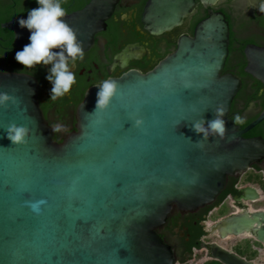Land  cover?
Returning <instances> with one entry per match:
<instances>
[{
    "label": "water",
    "instance_id": "1",
    "mask_svg": "<svg viewBox=\"0 0 264 264\" xmlns=\"http://www.w3.org/2000/svg\"><path fill=\"white\" fill-rule=\"evenodd\" d=\"M195 1L146 0L142 29L153 37L171 31ZM116 2L89 0L62 18L84 53L105 30ZM26 16L4 25L19 50L28 43V30L18 25ZM228 35L224 16L209 13L192 37L181 36L175 50L148 72L129 70L108 79L116 89L106 107L93 112L97 87L88 88L76 108L74 130L60 142L39 108L37 82L0 73V93L10 97L0 106V264H176L157 233L168 217L174 210L192 213L211 205L228 177L264 158V141L244 138L264 121V101L243 129L229 117L241 81L221 75ZM142 53L138 45L125 47L109 73ZM244 57V73L264 90V48L246 47ZM217 107L224 109V137L201 140L192 122H207ZM9 124L28 129L22 143L5 138ZM215 234L264 245V212L220 219L209 228ZM204 248L207 261L253 264L215 244Z\"/></svg>",
    "mask_w": 264,
    "mask_h": 264
},
{
    "label": "flooded vegetation",
    "instance_id": "2",
    "mask_svg": "<svg viewBox=\"0 0 264 264\" xmlns=\"http://www.w3.org/2000/svg\"><path fill=\"white\" fill-rule=\"evenodd\" d=\"M116 1L112 16L106 22L105 30L95 35L94 44L84 53L83 59L77 60L75 65L71 66L75 74V83L68 93L53 101L49 99L51 85L44 79L47 66L38 65L32 69L21 70L23 66L14 60V54L19 49L13 45V34L4 28V25L11 20L25 16L29 9L37 7L36 0H0V54L6 53L0 57V73L24 74L37 82L38 105L45 121L51 128L54 125H59L61 128L53 132V139L60 142L74 130L75 111L88 88L102 80L118 78L129 70L148 72L175 50L181 36L192 37L195 27L205 20L209 13L222 14L228 24V54L221 75L230 74L241 81L238 93L242 91V96H237V93L234 97L229 117L232 120L236 115L241 117L242 123L235 124L240 129L256 119L263 106L260 98L252 96L253 84L256 80L247 74L242 80L239 73L240 69L244 70L246 64L244 49L249 46L264 48V13L257 10L260 0H217L212 5H203L196 0L190 14L179 26L157 37L150 36L142 29L140 23L146 0ZM73 4L74 0H69L65 7L66 14L74 12L71 10ZM132 45H138L143 50L139 59L129 61L124 68H119L117 64L109 73L113 58L125 47ZM161 55L163 57L159 58ZM261 94H264L263 89L258 91V95ZM241 125L244 126L241 128ZM249 132L256 134L248 139L261 138L264 141V121ZM225 190L230 192L222 196ZM223 192L214 203L195 212L182 214L174 210V213L168 217L166 225L157 231L173 250L176 264H189L190 260H195L196 253L204 252L205 245H218L207 241L210 239V226L206 228V221L213 213L217 214L221 208L227 207L228 212L219 216L216 222L242 212H264V158L251 165L243 174L228 177ZM189 226L199 227L203 232L195 240V243L200 246L198 249L189 248L192 242L188 233ZM211 236L217 241L234 239L230 249L218 246L253 264H264V245L256 243L251 238L228 237L222 240L216 234ZM241 242L248 243L249 250L245 252L240 249L235 250Z\"/></svg>",
    "mask_w": 264,
    "mask_h": 264
},
{
    "label": "clouds",
    "instance_id": "3",
    "mask_svg": "<svg viewBox=\"0 0 264 264\" xmlns=\"http://www.w3.org/2000/svg\"><path fill=\"white\" fill-rule=\"evenodd\" d=\"M37 7L29 9L26 18L18 20L20 28L29 32L28 43L16 51L14 60L22 65L21 70L32 69L35 66H47L44 79L51 85L49 99L56 100L69 92L75 83V74L71 70L77 60L83 59L84 51L76 32L62 19L66 10L61 0H36ZM259 12L264 13V0H260ZM6 55L0 54V57ZM97 87L93 112L107 106L114 95L116 84L112 80H102ZM6 93H0V106L9 101ZM223 107L213 111V118L205 122L203 118L192 122V131L201 136V140L209 137L223 139L225 133ZM234 124L242 123L241 117H233ZM139 123V121H137ZM53 132L61 130L59 125L52 126ZM5 138L12 144L24 141L28 129L16 124L3 128ZM195 143H200V141Z\"/></svg>",
    "mask_w": 264,
    "mask_h": 264
},
{
    "label": "trees",
    "instance_id": "4",
    "mask_svg": "<svg viewBox=\"0 0 264 264\" xmlns=\"http://www.w3.org/2000/svg\"><path fill=\"white\" fill-rule=\"evenodd\" d=\"M89 0H74V4H73V7H72V11H77L79 9H81ZM69 0H61V3H62V6L65 8L66 5L68 4ZM164 55V54H163ZM163 55H161L159 58H162ZM243 67V65H242ZM241 67V68H242ZM240 77L242 78V80L244 79V77L246 76V74L240 69ZM254 92H253V97L254 98H260L261 99V105L263 104V101H264V94H261V95H258V91L260 89H263L262 85L257 82V81H254ZM237 96H242V91L238 93ZM244 125H241V128L243 127ZM256 133L255 132H249L247 134L244 135L245 138H248V137H251V136H254ZM55 141H57L56 139H54ZM58 142V141H57ZM230 191L228 190H225L223 193H222V196L226 195L227 193H229ZM232 192V191H231ZM188 233L190 234L191 236V244H190V249H198L200 248V246L198 245V243H195V240L200 237L203 232L200 230L199 227H195V228H192L191 226L188 227ZM203 264H219L218 262L216 261H206L204 262Z\"/></svg>",
    "mask_w": 264,
    "mask_h": 264
},
{
    "label": "rangeland",
    "instance_id": "5",
    "mask_svg": "<svg viewBox=\"0 0 264 264\" xmlns=\"http://www.w3.org/2000/svg\"><path fill=\"white\" fill-rule=\"evenodd\" d=\"M228 212V208L223 207L221 208V210L215 214L213 213V215H211V217L209 219H207L206 221V228H208L209 226L213 225L216 222V219L219 218V216H222L224 214H226ZM207 241L209 242H215L220 246H223L224 248L230 249V247L232 246V244L234 243V239H226L223 241H217L213 236H210V239H208ZM205 248H203L202 253H196V258L195 260L191 261V263L193 264H200L202 261H207L205 259ZM240 249L242 252H245V250H249V246L248 243L246 242H241L237 245V247L235 248V250ZM242 254V253H241Z\"/></svg>",
    "mask_w": 264,
    "mask_h": 264
},
{
    "label": "snow or ice",
    "instance_id": "6",
    "mask_svg": "<svg viewBox=\"0 0 264 264\" xmlns=\"http://www.w3.org/2000/svg\"><path fill=\"white\" fill-rule=\"evenodd\" d=\"M40 203H45L44 201H41ZM33 207L35 208L36 206L35 205H33Z\"/></svg>",
    "mask_w": 264,
    "mask_h": 264
},
{
    "label": "built area",
    "instance_id": "7",
    "mask_svg": "<svg viewBox=\"0 0 264 264\" xmlns=\"http://www.w3.org/2000/svg\"><path fill=\"white\" fill-rule=\"evenodd\" d=\"M191 261H193V260H190L188 263L191 264Z\"/></svg>",
    "mask_w": 264,
    "mask_h": 264
}]
</instances>
